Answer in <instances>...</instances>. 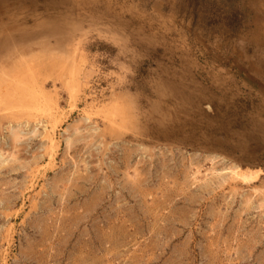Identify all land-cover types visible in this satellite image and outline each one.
<instances>
[{
  "label": "rangeland",
  "instance_id": "obj_1",
  "mask_svg": "<svg viewBox=\"0 0 264 264\" xmlns=\"http://www.w3.org/2000/svg\"><path fill=\"white\" fill-rule=\"evenodd\" d=\"M0 72V264H264V0H0Z\"/></svg>",
  "mask_w": 264,
  "mask_h": 264
},
{
  "label": "bare ground",
  "instance_id": "obj_2",
  "mask_svg": "<svg viewBox=\"0 0 264 264\" xmlns=\"http://www.w3.org/2000/svg\"><path fill=\"white\" fill-rule=\"evenodd\" d=\"M1 73V72H0ZM7 85V84H6ZM16 86V85H15ZM15 86H13V87H15ZM19 87V86H18ZM20 88V87H19ZM19 88H17V89H19ZM9 90H11V91H13V89H8L7 91H9ZM31 92V91H30ZM32 93V92H31ZM11 96V95H10ZM10 96L9 97H4V98H6L7 100V103H11V100H10ZM32 96V95H31ZM31 99V98H30ZM5 100V99H4ZM8 100H10V101H8ZM15 102V101H14ZM6 103V102H5ZM15 105V104H14ZM11 106V105H10ZM12 107H13V105H12ZM26 110V109H25Z\"/></svg>",
  "mask_w": 264,
  "mask_h": 264
}]
</instances>
